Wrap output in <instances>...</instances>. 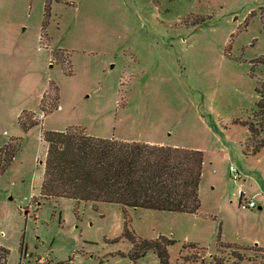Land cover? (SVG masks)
Instances as JSON below:
<instances>
[{"label": "rangeland", "instance_id": "rangeland-1", "mask_svg": "<svg viewBox=\"0 0 264 264\" xmlns=\"http://www.w3.org/2000/svg\"><path fill=\"white\" fill-rule=\"evenodd\" d=\"M43 2L0 0V144L22 137L0 175L6 264H157L152 251L134 263L118 253L130 246L113 241L122 231L118 205L37 203L43 128L22 132L13 113L20 105L36 109L49 80L59 102L45 129L79 122L107 137L202 151L197 213L127 209L138 237L175 240L168 264H209L212 256L224 264H264L255 246L238 249L241 259L217 246L219 233L222 242L264 248V147L245 156L248 132L234 123L251 118L264 81V0L53 1L45 32L52 47L65 50L59 57L66 70L70 60V76L37 46ZM199 15L209 17L194 23ZM240 191L254 207H240ZM189 242L199 249L182 248Z\"/></svg>", "mask_w": 264, "mask_h": 264}, {"label": "trees", "instance_id": "trees-1", "mask_svg": "<svg viewBox=\"0 0 264 264\" xmlns=\"http://www.w3.org/2000/svg\"><path fill=\"white\" fill-rule=\"evenodd\" d=\"M53 1L58 0L43 2L39 42L44 38L48 43L49 37L45 28L50 18ZM208 17L209 15H199L194 23ZM62 51L65 52L63 49H52L50 57L53 62L61 66L66 75L70 76L72 75L70 60V69L66 70L64 60L59 57ZM257 95L258 99L251 118L234 121L245 127L248 132V136L241 143V150L245 156L253 155L264 147V81ZM58 102L59 88L49 80L39 100L38 113H42V117L45 116L57 108ZM38 113L21 111L17 117V124L22 132L34 126H41L42 117L38 118ZM21 139V136H10L0 145V175L19 151ZM40 139L45 143L46 151L38 204L60 198L71 199L77 203L116 204L121 208L123 223L121 234L113 241L124 238L130 245L125 253H118L134 263L144 254L152 251L156 254L157 264H168L167 247L175 240L161 234L150 239L138 237L130 228L127 209L145 208L197 213L200 206L198 187L203 162L201 150L120 140L114 137H98L88 134L81 126H67L62 130L41 129ZM240 202L239 196V205ZM217 246L230 249L235 259H241L237 250L246 246H255L258 251L264 253V248L256 243L238 245L222 242L219 233ZM182 248L199 249L196 242L183 244ZM7 254L8 249L1 246L0 264H6ZM187 258L192 257L179 255V260ZM209 264L224 263L221 258L212 256Z\"/></svg>", "mask_w": 264, "mask_h": 264}, {"label": "crops", "instance_id": "crops-1", "mask_svg": "<svg viewBox=\"0 0 264 264\" xmlns=\"http://www.w3.org/2000/svg\"><path fill=\"white\" fill-rule=\"evenodd\" d=\"M39 34H40V33H38V36H37V39H38V41H37V46H38V48H40V49H41V47L44 48L43 50L46 51V54H47V60H48L49 63L51 62L50 65H54V64H56L55 62H53V61L51 60V57H50V51H51L52 49H55V48L52 47V46L50 45V40H48V43H47L46 45H44V46H43V45L40 46V45H39ZM37 46H36V47H37ZM47 83H48V82H47ZM47 83H44V84L42 85V87H41V89H40V91H39V93H38V104H39V100H40V98H41V95H42L43 91H44L45 88L47 87ZM56 109H57V108H56ZM56 109L42 117L41 126H42L43 129H45L44 126H43L44 123H45V120H46V119H47V118H48L53 112H55ZM23 110H26V111H33V112H37V113H38V106H37L36 109H28V108H24L23 105L17 106V107L15 108L14 113H13V117L16 118V124H17V117H18V115L21 113V111H23ZM38 114H39V113H38ZM70 123H71V124L66 125V127H67V126H81V127H83L84 130H85L88 134H90V135L98 136V137H106V138L113 137L112 134H111V136H108V137H107V136H104V135L99 134V133H97V132H91V130L89 129V126H88V125H83V124H80L79 122H70ZM18 127H19V126H18ZM91 127L94 128L93 125H91ZM64 128H65V127H64ZM64 128H56V127H53V128H51V129H53V130H54V129H55V130H62V129H64ZM20 130H21V129H20ZM7 135H8V134H6V136H7ZM10 136H16V135H10ZM10 136H7L6 140H5L3 143H5V142L7 141V139H8ZM114 138H117V139H120V140H128V139H126V138H119V137H117V136H114ZM128 141H142V140H128ZM143 142H148V143H153V144H161V145H169V146H176V145L166 144L163 140H162V141H151V140H148V141H147V140H146V141H143ZM0 145H2V144H0ZM128 209H129V208H128ZM256 244H257V243H256ZM257 245H258V244H257Z\"/></svg>", "mask_w": 264, "mask_h": 264}, {"label": "built area", "instance_id": "built-area-1", "mask_svg": "<svg viewBox=\"0 0 264 264\" xmlns=\"http://www.w3.org/2000/svg\"><path fill=\"white\" fill-rule=\"evenodd\" d=\"M38 116L42 117V113H40ZM242 194H243V192L240 191L239 192V196L241 197L240 207L244 208V209L254 207L255 201L253 199L245 198Z\"/></svg>", "mask_w": 264, "mask_h": 264}]
</instances>
